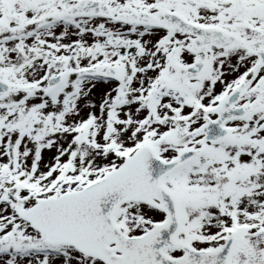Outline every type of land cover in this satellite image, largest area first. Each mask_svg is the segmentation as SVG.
Returning a JSON list of instances; mask_svg holds the SVG:
<instances>
[{
	"label": "snow or ice",
	"instance_id": "snow-or-ice-1",
	"mask_svg": "<svg viewBox=\"0 0 264 264\" xmlns=\"http://www.w3.org/2000/svg\"><path fill=\"white\" fill-rule=\"evenodd\" d=\"M0 264H264V0H0Z\"/></svg>",
	"mask_w": 264,
	"mask_h": 264
}]
</instances>
